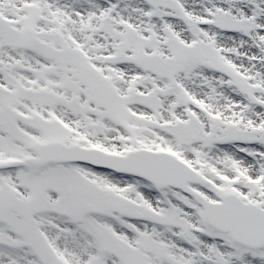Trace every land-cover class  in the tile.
Returning <instances> with one entry per match:
<instances>
[{"label": "snow or ice", "instance_id": "6c2138e0", "mask_svg": "<svg viewBox=\"0 0 264 264\" xmlns=\"http://www.w3.org/2000/svg\"><path fill=\"white\" fill-rule=\"evenodd\" d=\"M0 264H264V0H0Z\"/></svg>", "mask_w": 264, "mask_h": 264}]
</instances>
